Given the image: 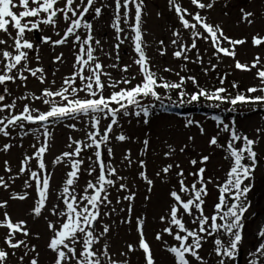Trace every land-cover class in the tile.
<instances>
[{
	"label": "snow or ice",
	"instance_id": "snow-or-ice-1",
	"mask_svg": "<svg viewBox=\"0 0 264 264\" xmlns=\"http://www.w3.org/2000/svg\"><path fill=\"white\" fill-rule=\"evenodd\" d=\"M216 2L189 0L197 10H210ZM167 4L181 26L172 30L170 45L173 58L186 62L182 71L186 70L187 62H191L201 65L207 75L209 71H216L222 57H227L235 61L236 70L251 72L255 69L259 84L239 91L233 81L231 88L237 91L232 92L223 87L228 73L218 74L220 86L212 87H202L195 76L180 72L174 73L176 80L158 75L146 52L144 0H0V137L9 141L18 137L20 147L26 136L31 135L36 141L30 146L32 152L24 153L15 174L9 162H3V171L8 175H0V189L9 195L8 199L0 200V264H9L12 257H16L15 264H40V252L37 245L31 243L33 236L37 240L40 237L28 227V219L39 218L44 220L48 231L45 247L52 254L50 264H130L129 254L137 251L142 253L143 264H157L146 236L147 215L135 213V183L129 185L128 177L121 174L122 168L129 169L133 165H138L134 175L147 186L145 208L151 201L156 180L167 186V200L160 214L154 217L159 224L154 239L168 254L170 264H229L236 260L243 240V218L250 207L247 196L252 184L245 181L253 179L260 163L254 148L264 138V127L255 130L253 139L242 134L234 124L216 118L218 130L210 137L208 145L224 153L228 168L223 170L222 177L206 175L210 155L204 154L189 158L191 168L186 173L173 159L176 147L168 143H165L167 151L163 152V157L173 162L162 163L154 173L155 179L147 173L146 160L138 157L134 161L130 149L123 153L118 164L115 160L112 141L124 143L132 139L124 133L121 120L135 117L138 122L142 119L148 124L150 110L156 107L154 103L145 102L148 98L163 103L171 101V94L175 92L179 104H191L203 98L213 107L229 104V111L236 110L240 104H264L262 57L255 56L251 64L236 60V47L248 43V38L229 37L220 24L209 23L201 11H190L180 0H167ZM240 11L242 22L249 26L255 23L256 13L243 8ZM106 12L109 15L106 26L114 33L110 50H105L104 38L96 35V23ZM45 29L52 34L41 36V43L49 45L53 51L68 47L73 56L71 72L61 79L59 87L55 79L48 81L40 49L28 35ZM250 40L253 47L264 46V35L259 32ZM198 42L207 44L204 52L211 49L217 63H212L210 57L208 67H203ZM126 43L134 55L131 63L121 66L120 49ZM158 44L159 54L166 55L168 46L163 40ZM113 51L115 62L105 64L101 55L112 60ZM193 51L194 59L189 56ZM64 62L62 51L52 57L53 64ZM133 66L137 68L135 73L131 72ZM106 69H115L120 76L116 78ZM58 71L59 68L53 70L52 76ZM163 71L171 73L173 70L165 67ZM29 77L45 85L39 94L25 92L14 96L9 84L26 88ZM189 82L191 92L187 89ZM21 101L24 103L18 107ZM37 102L46 107H37ZM57 123L82 136L76 138L70 134L68 150L52 160L53 167L63 165L61 182L54 189L46 154L50 151L52 137L49 128ZM193 124L201 135L206 134L198 122L189 120L185 127ZM221 133L226 134L223 144L218 139ZM188 140L193 141L194 137L189 136ZM142 143L141 157L150 148L149 139L145 138ZM14 146L11 142L3 143L0 152L8 153ZM187 147L184 145L179 152L184 153ZM85 175L87 179L81 184ZM21 177H24L22 189L12 190V185ZM209 184L213 185L215 195L211 194ZM53 194L55 200L49 207ZM29 199L32 205L27 218L14 220L8 211L9 202ZM113 216L119 224L127 225L130 232L134 230L137 234L136 241L126 242V250L118 254L111 252L108 242L112 227L117 223ZM257 236L262 242L255 252H249L248 264H264V226ZM209 240L211 248L202 255Z\"/></svg>",
	"mask_w": 264,
	"mask_h": 264
},
{
	"label": "rangeland",
	"instance_id": "rangeland-1",
	"mask_svg": "<svg viewBox=\"0 0 264 264\" xmlns=\"http://www.w3.org/2000/svg\"><path fill=\"white\" fill-rule=\"evenodd\" d=\"M145 8L143 15V30L146 33L144 39L147 41L148 47L146 52L151 58V63L153 70L157 71L158 75H163L170 80L178 79L174 73L180 72L181 75H193L195 76L202 87H212L220 86L217 79L218 74L224 75L228 73L226 82L223 87L228 88L230 91L235 92L237 89H232V82L235 81L238 85L239 91H244L247 87L255 86L259 84V81L255 78L256 70L253 69L251 72H245L236 70L234 67L235 61L231 58L222 57V62L218 64L216 71H209L207 75L202 71V67L199 64L187 62L186 70L182 71V66L186 63L183 60L174 59L172 56L173 48L170 45L171 32L174 29H180V25L176 20L175 13L169 10L167 0H144ZM208 2V0H204ZM180 3L189 8L190 11H201V14L208 17V22L213 24H220L226 35L232 38H248V43L236 47V60L242 63L251 64L253 58L257 55L262 57V63H264V46L259 48L253 47L251 44L250 37L256 32L264 35V0H217L214 7L210 10H197L190 5L189 0H180ZM245 11H252L256 13L255 23L251 26L241 21V9ZM134 11V10H133ZM157 13H160L158 16ZM227 13V15H225ZM109 20V15L106 12L105 15L96 23L98 31L96 32L97 38H104L102 42L104 43L105 50L111 49V44L114 43L112 37L114 33L110 28L106 26V21ZM52 33L45 29L43 32H34L29 35L33 43L36 44L40 51L39 55L42 60V65L48 73V81L51 82L53 79L56 80V87H59L61 79L70 74L71 65L73 63V56L68 47H58L53 51L49 45L41 43L40 37L43 35H51ZM55 39V37L53 36ZM163 40L165 45L168 46L167 54L161 56L158 51V42ZM190 43V41H189ZM198 46L203 55L204 65L203 67H208V60L212 57V50L209 49L206 53L204 49L207 48V44L203 42H198ZM64 53L65 62L62 64H53L52 57L60 52ZM32 55H35L33 53ZM134 55L129 44H124L120 49V57L123 64L131 63V57ZM189 56L193 59L195 58V51L189 53ZM101 59L105 64L115 62V52L113 51L112 60H108L106 57L101 55ZM212 63H217L216 59L212 57ZM171 68L173 71L171 73L164 72L163 69ZM59 68L56 72L55 77L52 76V71ZM111 71L113 76L118 78L120 73L115 69H106ZM137 68L133 66L131 69L132 73H135ZM19 83V82H18ZM27 87L17 88L15 84H9L14 96L23 95L25 92H36L39 94L40 90L45 85H40L38 81L34 78L29 77ZM189 92L193 91L192 85L189 82L187 85ZM163 94V90H160ZM107 94V92L105 93ZM83 95V93H81ZM171 95H176L173 92ZM260 95V93H256ZM174 96L172 100H164L163 103L158 101H151L148 98L145 102H151L156 105L150 110V116L148 117L149 123L144 124L142 119L138 122L137 118H123L121 124L123 131L126 135L130 136L132 139L124 143L112 141V146L115 151V160L117 164L123 157V153L130 149L132 153V159L135 161L137 158L145 159L147 162V173L148 175L155 179L154 173L159 169L162 163H171L173 160H164L163 152L167 151L165 143L172 144L176 147L177 153L173 158L176 162L180 163L185 169V172L191 168L188 160L189 158H197L199 154L210 155V161L207 164L206 175L215 174L217 177L223 176V170L228 168V163L223 159L224 153L215 148L209 147L208 140L213 135L217 133V122L216 118L223 120L225 123L230 125L234 124L235 127L242 133L248 135L250 138H256V129L258 127H264V110L259 111L257 114H252L251 116L242 119H221L218 115L210 114L206 117V114H198L196 112H190L187 114H177L176 112L169 111V104L174 105ZM10 102V98L8 100ZM24 102H18V107H21ZM198 106H206L208 101L203 98L196 102ZM37 107L45 108L46 106L41 103H36ZM264 107V104L257 105ZM209 107V106H208ZM213 109L212 107H209ZM131 119V123H129ZM198 122L205 130V135H201L199 128L193 124L189 127H185V124L189 121ZM36 127V126H32ZM49 130L52 133L50 142V151L46 154V162L48 164V169L53 173L52 187L55 189L57 185L61 182L63 165L52 166V160L63 151H67L68 136L71 134L76 138H80L82 133L71 132L70 129L66 128L63 123H57L50 126ZM120 129H117V132ZM15 136V133H13ZM194 137L193 141H189L188 137ZM147 138L150 141V148L148 152L141 157L140 153L143 148V140ZM220 143H225L226 134L221 133L218 137ZM11 142L15 146L11 148L8 153L0 152V175L7 176L8 174L3 171V162L7 160L12 167L13 174L18 172L20 160L23 158L25 152L31 153L32 148L30 147L33 143H36L35 139L29 135L24 137L22 143L23 147H20V139L17 137L15 140L9 141L6 138L0 137V145L3 143ZM188 145L184 153H180L179 149L184 145ZM254 150L258 153V159L260 160L257 166L253 179L250 181H245L246 184H252V189L248 193L247 200L250 202V207L248 208L245 216L243 218V229L242 236L243 240L240 245L242 250V261L241 264H248L249 252H255L256 247L262 242L257 236L258 231L262 226H264V138H262L259 143L255 146ZM199 167V165H198ZM138 165H133L129 169H121V174L128 177L129 185L135 183L134 191L137 192L135 200V213H144L147 215L148 223L146 226V236L152 247L157 264H170V258L167 253L161 250L159 243L154 239V231L159 229L157 217L160 214L162 207L167 200V186L156 180V186L151 193V201L147 202V208H145V195L147 193V186L143 181L139 179L136 173ZM24 177L17 179L15 184L12 185V190L20 191L22 189ZM87 179L86 175L82 177L80 183L83 184L84 180ZM211 190V194L215 195V189L213 185H208ZM32 196L35 195L34 192L28 190ZM9 193L3 189H0V200L8 199ZM113 196L115 193L113 192ZM55 200V195L53 194L52 200L49 202V207L51 203ZM127 203V202H125ZM8 211L11 213L14 220L27 218L28 210L32 205V200L29 199L24 202L20 201H10ZM119 207V206H118ZM47 214V212L45 213ZM124 215V214H121ZM112 219L117 220V223L113 225L112 231L108 237V242L111 246V252L118 254L121 251H125L126 242H135L137 239V234L135 231H129L127 225L119 224L117 217L113 216ZM28 227L33 234H39V239H35L34 236L31 239V243L37 245V250L40 252V264H50L51 253L46 249V241L48 239V231L45 222L42 218L32 220L28 219ZM165 239H169L165 236ZM211 248V240L204 245L202 255L207 253ZM19 255V252L17 253ZM130 264H143L142 253L137 251L135 253H130ZM117 258L123 259L117 256ZM211 260L212 257H209ZM16 257H12L9 264H15ZM229 264H235L234 262H229Z\"/></svg>",
	"mask_w": 264,
	"mask_h": 264
},
{
	"label": "trees",
	"instance_id": "trees-1",
	"mask_svg": "<svg viewBox=\"0 0 264 264\" xmlns=\"http://www.w3.org/2000/svg\"><path fill=\"white\" fill-rule=\"evenodd\" d=\"M172 96H174V105L169 104L168 110L176 112L177 114H187L190 112H196L198 114H206V117H209L210 114H215L221 117V119H242L251 116L252 114H257L259 111L264 110V107L257 106V104H240L236 106V110L234 111L228 110L231 108L229 104H221L219 107H213L210 106V104H207L206 106H198L199 104H196V102L191 104H179L177 96ZM208 106L212 107L213 109L209 108ZM253 109H256V111H253Z\"/></svg>",
	"mask_w": 264,
	"mask_h": 264
},
{
	"label": "water",
	"instance_id": "water-1",
	"mask_svg": "<svg viewBox=\"0 0 264 264\" xmlns=\"http://www.w3.org/2000/svg\"><path fill=\"white\" fill-rule=\"evenodd\" d=\"M241 261H242V250L239 249V253H238L237 258L235 260V264H241Z\"/></svg>",
	"mask_w": 264,
	"mask_h": 264
}]
</instances>
